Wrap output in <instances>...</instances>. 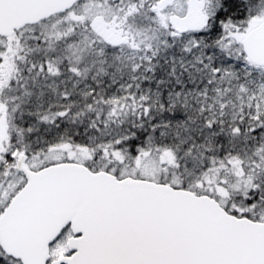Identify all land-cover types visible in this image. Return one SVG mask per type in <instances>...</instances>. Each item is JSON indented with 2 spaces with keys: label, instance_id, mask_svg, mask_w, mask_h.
<instances>
[{
  "label": "snow or ice",
  "instance_id": "6c2138e0",
  "mask_svg": "<svg viewBox=\"0 0 264 264\" xmlns=\"http://www.w3.org/2000/svg\"><path fill=\"white\" fill-rule=\"evenodd\" d=\"M0 264H264V0H0Z\"/></svg>",
  "mask_w": 264,
  "mask_h": 264
}]
</instances>
